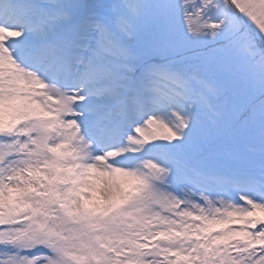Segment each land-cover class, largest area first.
I'll use <instances>...</instances> for the list:
<instances>
[{
	"label": "snow or ice",
	"instance_id": "1",
	"mask_svg": "<svg viewBox=\"0 0 264 264\" xmlns=\"http://www.w3.org/2000/svg\"><path fill=\"white\" fill-rule=\"evenodd\" d=\"M0 264H264V0H0Z\"/></svg>",
	"mask_w": 264,
	"mask_h": 264
}]
</instances>
